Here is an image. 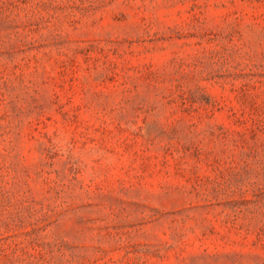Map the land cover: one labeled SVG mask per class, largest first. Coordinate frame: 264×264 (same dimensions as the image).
Returning a JSON list of instances; mask_svg holds the SVG:
<instances>
[{"label": "rangeland", "instance_id": "obj_1", "mask_svg": "<svg viewBox=\"0 0 264 264\" xmlns=\"http://www.w3.org/2000/svg\"><path fill=\"white\" fill-rule=\"evenodd\" d=\"M0 264H264V0H0Z\"/></svg>", "mask_w": 264, "mask_h": 264}]
</instances>
